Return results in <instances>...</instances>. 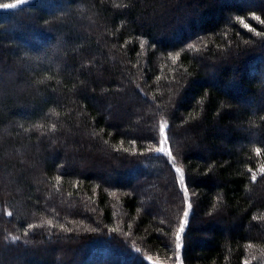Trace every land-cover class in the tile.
Segmentation results:
<instances>
[{
	"label": "trees",
	"instance_id": "trees-1",
	"mask_svg": "<svg viewBox=\"0 0 264 264\" xmlns=\"http://www.w3.org/2000/svg\"><path fill=\"white\" fill-rule=\"evenodd\" d=\"M255 16L264 0H0V264H102L116 245L132 264H264ZM161 170L173 211L134 184Z\"/></svg>",
	"mask_w": 264,
	"mask_h": 264
},
{
	"label": "rangeland",
	"instance_id": "rangeland-1",
	"mask_svg": "<svg viewBox=\"0 0 264 264\" xmlns=\"http://www.w3.org/2000/svg\"><path fill=\"white\" fill-rule=\"evenodd\" d=\"M125 90L127 91V89H125ZM121 104H123L125 106L124 110H127V109L133 110V112H134L133 116L134 117L138 116L139 117V123L145 124V126L141 125L142 128L145 127L148 130V127H150V129H151L152 123L151 122H145L146 120H142L145 117V115L149 116L150 113L152 112V108H150L149 105L145 101L140 100V99L130 95V98L128 97L127 100H123L121 102ZM123 112L124 111H123V108H122V111L118 112V113H123ZM126 120H127V118H126ZM74 148H75L74 146L73 147L71 146L69 149H74ZM102 159L103 160H101V163H100L99 160L97 161L98 163H100V165H96V167L104 169V171L107 172V175H109L110 171L108 170V167L104 166L103 164L104 163H106V164L108 163L110 165V167H115L116 161L114 159H110V157L106 153H105V157L102 158ZM133 169L138 171V169L136 167L133 168ZM140 175H139V177L136 176V179H135V182H134V184H137V189H139L138 192L140 194L142 193L143 195H146L148 193H150V194L151 193L159 194L158 195V199L159 200H157L153 204L162 205V203H163L164 207L162 206L161 207L162 209H164L166 212L173 211L172 209L168 210V207H170L171 205H169V203H168L167 196L164 195L165 188L163 190L162 187L159 188L158 184H157L158 182H163L164 183V181H165L167 183V180L169 181V178L167 177L166 173L163 172V170H161L159 172H156V174H155L153 179H151V178L147 179L145 177H143L141 179ZM142 180H145V181H143V183H142ZM167 190H170V188L168 187V183H167ZM159 201H160V203H159ZM166 201H167V203H166ZM174 208L175 207H173V209ZM90 227H92V226H90ZM91 229H93V228H91ZM161 233H162V235L165 238L170 239L169 237H166L163 232H161ZM66 238L67 237L60 238L58 242L67 243V241L69 239H66ZM98 239L99 240H102V239L104 240V238H100V237ZM93 240L94 239H91V240L87 241L86 243L83 242V244H81V245L80 244L79 245L74 244L73 248L71 247V249L74 250V252H79V251H81V250L83 251V250H85V248L89 247L90 248L89 250L92 252L93 248H91V246H93V247L95 246V244H92L94 242ZM105 241H107V240H105ZM105 241H103V242H105ZM107 242L112 244L110 241H107ZM107 242H105V243L108 245ZM83 246H85V247H83ZM106 247H108V246H106ZM138 249L140 250V248H138ZM95 250L100 252V256L99 257H101V259H102V262H103L102 264H132V263H135V262L139 261L138 258H134L133 259L129 255V253H125L123 251V249L119 248L117 245L114 247V249L105 250V252L101 251L100 249H97V248H95ZM55 254H57L59 260H62V259H65V258L68 257V254H66L65 251H57V253L55 252ZM133 254H135V253H133ZM88 256H89V254H88ZM70 257H71V260H69V261H72L73 260V256H70ZM89 259H92V258H89ZM95 260H97V259H95ZM81 264H82V262H81Z\"/></svg>",
	"mask_w": 264,
	"mask_h": 264
},
{
	"label": "snow or ice",
	"instance_id": "snow-or-ice-1",
	"mask_svg": "<svg viewBox=\"0 0 264 264\" xmlns=\"http://www.w3.org/2000/svg\"><path fill=\"white\" fill-rule=\"evenodd\" d=\"M254 19L257 20V21H260L262 24H264V20H262L260 16H255ZM244 27H245L246 29L249 28V24L244 23ZM165 128H166V125H164V124L160 125V132H161V134L164 133ZM167 142H168L167 137H165V139H164V143H167ZM159 151L163 152L161 149H159ZM256 152H257V154L259 155V154L261 153V149L257 148V149H256ZM168 154L171 155V152H169ZM260 171H261V172H264V167H262V168L260 169ZM176 172H181V170H180L179 168H177V169H176ZM252 178H253V179H256L255 176H253ZM180 180H181V182L184 181V175H183V174H181V176H180ZM188 207L191 208V205L189 204ZM188 215H189V213H188L187 211H185V212H184V217H185L184 222L180 225L179 233L176 235V241H177V243H176V247H177L178 249L181 247V245H180V240H181L180 233H183V232L185 231V227H184V225L188 223V219H187Z\"/></svg>",
	"mask_w": 264,
	"mask_h": 264
}]
</instances>
